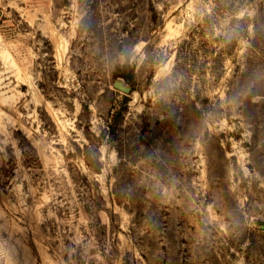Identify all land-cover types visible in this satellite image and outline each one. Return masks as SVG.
I'll list each match as a JSON object with an SVG mask.
<instances>
[{
  "label": "rangeland",
  "instance_id": "rangeland-1",
  "mask_svg": "<svg viewBox=\"0 0 264 264\" xmlns=\"http://www.w3.org/2000/svg\"><path fill=\"white\" fill-rule=\"evenodd\" d=\"M0 264H264V0H0Z\"/></svg>",
  "mask_w": 264,
  "mask_h": 264
},
{
  "label": "trees",
  "instance_id": "trees-1",
  "mask_svg": "<svg viewBox=\"0 0 264 264\" xmlns=\"http://www.w3.org/2000/svg\"><path fill=\"white\" fill-rule=\"evenodd\" d=\"M131 74H132V73H131ZM131 74H130V75H131Z\"/></svg>",
  "mask_w": 264,
  "mask_h": 264
}]
</instances>
